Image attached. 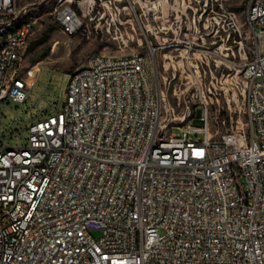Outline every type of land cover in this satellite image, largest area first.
I'll return each mask as SVG.
<instances>
[{
	"label": "built area",
	"instance_id": "2783aa9c",
	"mask_svg": "<svg viewBox=\"0 0 264 264\" xmlns=\"http://www.w3.org/2000/svg\"><path fill=\"white\" fill-rule=\"evenodd\" d=\"M77 3L81 15L71 0L55 11L68 35L97 5ZM216 7L224 0H203ZM246 19L244 121L213 133L205 104L202 126L174 124L144 53H94L69 73L57 111L37 110L16 144L0 138V264H264V0H248ZM34 31L16 0H0V105L21 106L37 80L19 73Z\"/></svg>",
	"mask_w": 264,
	"mask_h": 264
},
{
	"label": "rangeland",
	"instance_id": "374dc122",
	"mask_svg": "<svg viewBox=\"0 0 264 264\" xmlns=\"http://www.w3.org/2000/svg\"><path fill=\"white\" fill-rule=\"evenodd\" d=\"M16 1L21 14L35 24L34 34L22 52L19 73H39L36 82L28 80L31 87L21 106L12 102L0 105V138L6 144L22 140L37 110L43 114L60 108L57 96L64 92L69 73L84 66L92 54L140 51L153 70L145 36L156 47L158 84L166 92L176 118L174 124L182 127L191 119V125L202 126L205 104L213 133L223 131L229 118L244 117L237 63L251 59L255 42L246 19L248 0H224V10L216 7L213 11H204L203 0H95L96 8L85 17L84 28L72 35L64 33L54 20L62 0ZM78 1L71 0V4L81 15ZM171 24L182 25L179 35L168 29ZM189 46L193 48L189 50ZM171 52L176 53L171 62L174 66L164 57ZM196 66L201 80L187 75ZM223 89L228 90L227 96ZM173 132L180 134V128L174 127Z\"/></svg>",
	"mask_w": 264,
	"mask_h": 264
},
{
	"label": "water",
	"instance_id": "95a60500",
	"mask_svg": "<svg viewBox=\"0 0 264 264\" xmlns=\"http://www.w3.org/2000/svg\"><path fill=\"white\" fill-rule=\"evenodd\" d=\"M153 70L156 71V65L154 62H153Z\"/></svg>",
	"mask_w": 264,
	"mask_h": 264
}]
</instances>
